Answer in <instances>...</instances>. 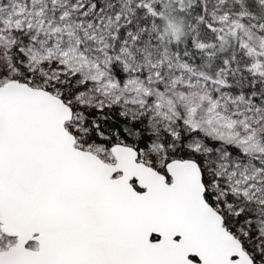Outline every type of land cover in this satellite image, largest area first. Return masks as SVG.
<instances>
[{
    "label": "snow or ice",
    "instance_id": "snow-or-ice-1",
    "mask_svg": "<svg viewBox=\"0 0 264 264\" xmlns=\"http://www.w3.org/2000/svg\"><path fill=\"white\" fill-rule=\"evenodd\" d=\"M0 264H264V0H0Z\"/></svg>",
    "mask_w": 264,
    "mask_h": 264
}]
</instances>
